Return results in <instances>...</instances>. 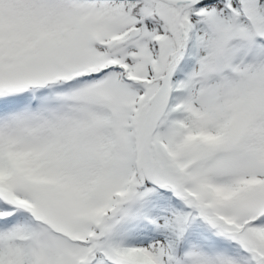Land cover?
I'll return each instance as SVG.
<instances>
[{"label": "snow or ice", "instance_id": "snow-or-ice-1", "mask_svg": "<svg viewBox=\"0 0 264 264\" xmlns=\"http://www.w3.org/2000/svg\"><path fill=\"white\" fill-rule=\"evenodd\" d=\"M0 264H264V0H0Z\"/></svg>", "mask_w": 264, "mask_h": 264}]
</instances>
